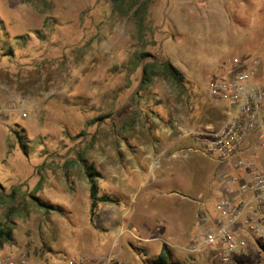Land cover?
<instances>
[{
    "label": "rangeland",
    "instance_id": "374dc122",
    "mask_svg": "<svg viewBox=\"0 0 264 264\" xmlns=\"http://www.w3.org/2000/svg\"><path fill=\"white\" fill-rule=\"evenodd\" d=\"M205 1L0 0V102L16 103L0 117V224L12 229L0 257L143 264L138 253L155 256L164 241L173 255L189 256L180 248L197 233L194 226L188 235L191 200L213 212L219 183L212 162L174 158L177 142L162 129L177 101L183 108L193 95L187 88L201 96L220 74L182 76L177 86L161 62L142 55L168 36L176 45L165 42L166 55L201 57L202 40L163 16ZM251 5L259 35L264 0ZM86 167L98 195L119 201L98 203L92 216ZM193 257L219 264L211 254ZM232 264H264V247Z\"/></svg>",
    "mask_w": 264,
    "mask_h": 264
},
{
    "label": "built area",
    "instance_id": "2783aa9c",
    "mask_svg": "<svg viewBox=\"0 0 264 264\" xmlns=\"http://www.w3.org/2000/svg\"><path fill=\"white\" fill-rule=\"evenodd\" d=\"M257 63L251 59L245 67L240 59H230L226 72L210 79L209 97L228 105L227 118L217 130L198 134L196 145L183 151L215 165L219 192L213 212L203 199L192 200L197 233L180 249L211 254L219 264H232L250 249L264 247V87L252 82ZM15 108L13 100L0 102V117ZM0 264L30 263L18 256L0 257ZM64 264L94 263L79 255L65 257Z\"/></svg>",
    "mask_w": 264,
    "mask_h": 264
},
{
    "label": "crops",
    "instance_id": "0c3cea01",
    "mask_svg": "<svg viewBox=\"0 0 264 264\" xmlns=\"http://www.w3.org/2000/svg\"><path fill=\"white\" fill-rule=\"evenodd\" d=\"M206 1L202 6L193 7L187 3L188 7L185 8H170L163 16L166 17L169 25L173 23L169 28H175L181 33L186 30L192 31L197 39L202 40L201 57L200 55L197 56L199 58L166 55V52H163L164 43H168L169 46L176 45L168 41V36L166 40H162V43L157 44V47L154 46L147 52L155 56L160 54L159 48H162L161 52L166 55L168 59L166 60L184 77H210L216 73L222 75L229 67L230 59H240L245 67L249 66L251 59H256L258 63L254 67L256 74L252 82L264 87V27L258 35L257 18L251 5L253 0H246L250 2L249 6L243 4L245 0H233L232 3H229L230 0ZM193 2L195 3V0H192ZM165 29L168 30V27ZM145 69L143 68L142 72ZM186 90L193 95L188 97V103L183 108L179 107L181 102L177 101V106L168 122L170 128L164 127L162 131L166 132L164 137L169 136L177 142V147L173 151L174 158L206 159L201 155L183 151L196 145L198 134L217 130L227 118L229 107L227 104L213 103L209 97V91L204 94L201 92L202 95L197 96L200 91L198 87L192 86ZM170 132L174 135H170ZM218 192L219 187L217 194ZM192 228H194V217L188 235L191 234Z\"/></svg>",
    "mask_w": 264,
    "mask_h": 264
},
{
    "label": "trees",
    "instance_id": "16d2710c",
    "mask_svg": "<svg viewBox=\"0 0 264 264\" xmlns=\"http://www.w3.org/2000/svg\"><path fill=\"white\" fill-rule=\"evenodd\" d=\"M142 57H150L155 59V61H159L162 63V66L166 73L168 74L169 78L178 86L181 85L182 75L178 70L167 60L163 59L162 57H155L150 53H144ZM145 73V70L144 72ZM98 120V118L94 119V121ZM17 133V131H15ZM21 135L17 134L16 137L19 138ZM91 167H86V174L89 177V198H90V215L92 216L94 213V209L97 207L98 203H118L119 201L116 200L111 195H98L97 192V185L96 180L94 178V174L89 171ZM12 241V229L6 223L0 224V249L6 245L10 244ZM139 257L141 258L143 264H195L196 258H194V254H188L189 256L185 257L184 259H180L179 257L173 255L169 250L166 244L160 248V252L155 255L151 256L146 253L142 254L141 252L138 253ZM200 256V255H199Z\"/></svg>",
    "mask_w": 264,
    "mask_h": 264
}]
</instances>
